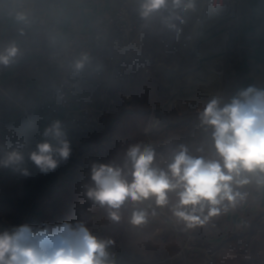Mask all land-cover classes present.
Here are the masks:
<instances>
[{
    "label": "crops",
    "instance_id": "1",
    "mask_svg": "<svg viewBox=\"0 0 264 264\" xmlns=\"http://www.w3.org/2000/svg\"><path fill=\"white\" fill-rule=\"evenodd\" d=\"M124 1L132 7L137 2L33 0L28 2L34 9L33 16L22 14L25 19L21 21L11 0H0V51L13 43L19 50L11 64L0 65V157L5 151L18 148L25 155L22 167L30 174L27 177L12 168L0 167V218L4 219L0 223V232L8 231L10 227L5 224V218L10 216L11 207L20 209V203L24 202L21 191L25 183L41 186L39 198H43L44 192L48 191L49 214L57 219L49 226L67 221L83 222L87 227L90 216L88 205L79 204L77 199L87 197L86 186L90 185L88 171L94 162L100 163L104 150L107 153L112 149L122 154L123 148L127 150L139 144L141 147L151 146L156 154H172L180 145L197 151L207 142L209 146L205 151L209 148L213 150L211 135L203 139L205 131L199 120L201 109L188 107L186 93L181 89L169 91L170 84L164 75L166 66L178 73L197 69L200 73L206 63L205 58L220 56L218 71L223 78L218 94L222 104L249 86L264 89V0L235 2L234 25L220 49L219 46L213 49L205 40L194 38L201 16L200 0H194V8L184 13L183 22H176L179 31L165 27L159 18L150 20L137 39L140 53L130 50L119 55L111 45L95 53L93 61L86 67L89 80L86 94L83 100L80 99L82 101L77 100L73 105L78 116L85 115L97 107L104 94L109 92L114 100V117L109 132L94 135L80 145L71 143L67 161L61 160L55 170L42 173L28 159V153L36 149L31 135L36 133L39 122L51 115L46 109H31L37 88L52 80L46 65L49 50L39 37L37 22L46 19L56 21L59 35L64 38L76 31H91L98 15H110ZM24 7L30 9L27 4ZM187 78L196 79L193 74ZM207 81L213 82L211 79ZM155 106L161 109L154 110ZM155 113L161 116L162 124L159 130L156 129L158 124L148 132V122L154 124ZM64 116L65 111L62 110L55 120L60 121ZM154 140L158 143L156 146ZM11 186H15V195L7 194V188L10 190ZM76 187L81 189L79 196ZM240 191L247 193L246 198L216 216L217 220L220 218L216 221L220 224V231L215 227L213 230L199 228L201 232H197L199 237L193 242L189 254L182 249L185 240L183 232L153 231L151 241L155 236L159 240V236L163 235L161 256L117 260L116 264H204L209 254L215 256L217 264L264 261V224L261 223L264 217V186H257L253 181Z\"/></svg>",
    "mask_w": 264,
    "mask_h": 264
},
{
    "label": "clouds",
    "instance_id": "2",
    "mask_svg": "<svg viewBox=\"0 0 264 264\" xmlns=\"http://www.w3.org/2000/svg\"><path fill=\"white\" fill-rule=\"evenodd\" d=\"M194 6V0H140L139 16L143 20L159 18L165 27L179 31L176 22L182 23L184 13ZM18 19L25 17L21 14ZM18 51L14 43L0 51V65L11 64ZM82 66L76 65L78 69ZM199 120L205 132L211 130L212 158L193 156L187 146L180 145L162 168L156 164L157 154L151 146L132 145L122 164L91 165L87 198L106 209L108 218L118 223L125 203L151 201L166 207L169 194L174 193L172 216L191 229L243 201L247 193L240 189L245 185L255 181L257 186H264V89L249 86L223 104L213 98ZM43 136L47 139L28 153V159L46 174L61 160L67 161L71 147L59 120L45 127ZM24 162L25 155L18 148L0 157V167L28 175L22 167ZM151 214L155 215L154 209ZM148 218L147 208H134L128 222L140 226ZM113 243L93 235L83 222L65 221L42 229L25 224L0 232V264H116L108 250Z\"/></svg>",
    "mask_w": 264,
    "mask_h": 264
},
{
    "label": "rangeland",
    "instance_id": "3",
    "mask_svg": "<svg viewBox=\"0 0 264 264\" xmlns=\"http://www.w3.org/2000/svg\"><path fill=\"white\" fill-rule=\"evenodd\" d=\"M13 1V2H12ZM33 0H11V4L14 5L13 9L15 10V12L18 15H27L28 16H33V12L34 9H32V6L30 7L29 3H32ZM23 2V3H22ZM24 2H29V3H24ZM233 2L237 3V0H233ZM235 3V4H236ZM22 4H27V6L30 7V9L22 6ZM204 0H200V12H201V16L199 21L197 22L196 27L199 29L197 30V34L194 36V38H197L198 41H204L206 39V36L208 35V32L206 30L207 26L209 25L210 20L209 18H211L210 16H207L208 18H205V9H204ZM20 9H24V11L22 10V12L20 13ZM229 19V18H227ZM225 20L219 19L218 23L222 24L224 23ZM48 20V19H46ZM42 21V20H41ZM41 21L37 22V26H40ZM58 24V23H57ZM59 26V25H58ZM214 35L212 34L210 37H213ZM40 37V34H39ZM40 39H42L40 37ZM43 41V40H42ZM49 53V51H48ZM211 60L210 58H205L204 62ZM170 66H166L165 68H168ZM175 69V68H174ZM198 70V69H197ZM197 70H193L190 71L189 73H178V71L175 69V71L177 72V76L175 78H173V80L171 81L170 84V92H175V91H184L185 97L187 99V105L190 108L193 107H197L198 109H201V111H203V108L205 107V105L213 98H219V94L217 92H215L213 90V86L211 85V81L210 83L207 81L208 79L213 80V82H218L219 85H221L222 82V78L223 75L220 74L221 72L215 73L212 76L211 75H204L201 74V72L199 73ZM189 74H193L194 78L196 77L195 80H188L187 76ZM207 78H206V77ZM210 76V77H209ZM198 80V81H197ZM207 81V82H206ZM195 82V83H194ZM46 84H42L41 86H44ZM40 87V86H39ZM38 87V88H39ZM38 88L36 90V93L34 95V100L33 103L31 105V109L33 110H37V109H46L48 111H50V117L43 121V122H39V128L37 129L36 133L34 135H31L32 137H34L35 135L38 136L39 133L43 132L44 128L47 127V125H50L53 121H55V118L57 116L56 112L57 110H55L52 107H42V106H37L35 103V98H36V94L38 91ZM198 93V94H197ZM216 93V94H215ZM108 95L109 98L112 100V104L109 107V119L108 121H106L105 125V129L103 131H101L100 133H96L91 135L88 140L93 137L94 135H101V134H105L107 132H109L108 130L110 129V124L112 121V118L114 117V100L111 97V95L109 94V92H106L103 96V98L101 99L100 104L95 107L94 109H107L108 106L104 104L103 99L105 98V95ZM199 99V100H198ZM83 100V99H82ZM82 100H78V101H82ZM194 100H197L196 105H194ZM199 105V106H197ZM73 109H74V105H73ZM92 109V110H94ZM156 109H161L160 106H155L154 110ZM75 111V109H74ZM84 112V110H81ZM68 112H66L67 115ZM90 113V111L82 116H78L77 115V111H75L73 113V115L79 117H84L87 116ZM65 115V117H66ZM64 117V118H65ZM155 119L157 118L156 123H154L153 127L158 125L156 127L157 130H159L161 124H162V118L161 116H157V114L155 113L154 116ZM62 120V119H61ZM60 120V121H61ZM150 126V122H148V132H150L149 129ZM152 130V129H151ZM149 134V133H148ZM203 139L204 137L206 139H208V135L210 137L211 135V130H209L208 132H203ZM87 140V141H88ZM82 142V143H73V144H83L86 143ZM148 142L150 143V141L148 140ZM33 143L36 146V143L34 141H32V145ZM154 146H156L158 143L156 142V140H154ZM71 144V143H70ZM208 142L203 144V151H193V149H191L190 147L189 149V153L193 156H205L206 158H212L213 154H214V149L210 151V148L207 149V151H205V148H207ZM156 148V147H155ZM114 149V148H113ZM125 150V148H123ZM110 152H107L104 150L103 152V156L101 158L100 163H116V164H122V161L124 159L125 153L127 150H121V152H123L122 154L120 153H116L117 151H114L112 149H109ZM170 156L171 154H163V152H159L157 153L156 156V164L162 168H166L167 164L170 162ZM30 174L27 175V177ZM87 179L90 181L91 184V168L88 171L87 174ZM37 180V179H36ZM26 182V181H25ZM27 182H29L28 178H27ZM41 186L39 184H30V183H25L24 185V189L23 191V195H24V202L20 203V209L17 207V209L15 210V207H11V213L10 216L8 218H5L6 222L5 224L10 225V227L8 228V231H12L14 228L19 227L21 225H29L33 228H44L46 225L49 226L52 222L55 223L57 221V219H53L51 217V215L49 214V200H50V195L47 192H44V197L43 198H39V191H40ZM76 191L77 196L80 195L81 193V189L79 187H76ZM17 193V191L15 190V186H11L10 190L7 188V194H12L15 195ZM86 196V195H85ZM169 198H170V204L166 207H157L154 205L153 202L151 201H145L143 203L140 204H134L132 202H127L125 203L121 209H120V215L122 217L121 221L116 223L111 221L108 218V213L106 211V209L101 208L100 206L94 204L91 200H89L87 197L84 199H80L78 198L77 201L79 204L82 205H88L87 210L90 212V216L89 219L86 222V225L88 227V229L91 231V233L95 236H97L98 238H102V239H111L112 241H114L113 245L108 249L109 252L112 254V257L115 261L117 260H122V261H126L129 258H144V257H153V258H157L159 256H161L163 249L161 246V238H162V234L159 236L161 237L159 240H157V236H155L154 240L151 241V238L153 237L152 232H157V233H161L162 231H167V230H176V231H180L181 233L183 232V236H184V244H183V251H185L186 254H189V252H192V247H193V242L195 240H197V238L199 237V235L197 236V232H201V227H204V230H213L215 227V230L220 231V227H219V222L216 223V221H218L220 218H216V216L212 217L207 223H205L203 226L198 225L194 228H187L182 222H177L175 220V218L172 216L171 213V206L172 204L175 203L176 201V197L174 193H170L169 194ZM10 208V207H9ZM134 208H147L149 211V218H148V222L146 224L140 225V226H132L128 220L129 217L131 216V213L133 211ZM14 209V211L12 210ZM153 209L155 210V215H152V211ZM46 213V214H45ZM45 214V216H44ZM4 222L3 218H0V223ZM59 223V220H58ZM4 225V223H3ZM200 228V229H199ZM120 229H122V232H120ZM196 232V233H195ZM179 233V232H178ZM131 237V238H129ZM158 237V238H159Z\"/></svg>",
    "mask_w": 264,
    "mask_h": 264
},
{
    "label": "built area",
    "instance_id": "4",
    "mask_svg": "<svg viewBox=\"0 0 264 264\" xmlns=\"http://www.w3.org/2000/svg\"><path fill=\"white\" fill-rule=\"evenodd\" d=\"M204 3L205 18H208L207 15L224 20L235 14L236 4L233 0H204ZM139 4L140 0H137L135 7H132L124 1L110 15H98L91 31H76L64 38L59 35V26L56 21L43 20L40 23L39 34L49 50L46 65L52 74V80L49 84L38 88L35 103L37 106L54 108L57 110L56 114L62 110L65 111V115L68 112L61 122L70 143L85 142L91 135L100 133L106 127L109 107L112 104L107 94L103 101L108 108L91 110L84 117L78 118L73 115L75 112L73 104L83 99L86 94L89 83L86 67L93 61L95 53L100 48L111 45L119 55H124L130 50L140 53L141 47L137 44V39L145 31L150 20L141 19ZM22 10L24 11L20 9V12ZM78 63L83 65L79 69L76 67ZM164 75L167 82L171 84L178 74L175 70L166 68ZM157 121L159 120L155 119L154 123ZM153 125L150 124V131ZM31 139L37 145L47 138L41 132ZM261 223L264 224V217ZM204 264H217L215 256L209 254ZM247 264H264V261H251Z\"/></svg>",
    "mask_w": 264,
    "mask_h": 264
},
{
    "label": "bare ground",
    "instance_id": "5",
    "mask_svg": "<svg viewBox=\"0 0 264 264\" xmlns=\"http://www.w3.org/2000/svg\"><path fill=\"white\" fill-rule=\"evenodd\" d=\"M209 19H211L210 20L211 23H209V25L206 28L208 35L206 36L205 41L208 42L209 47L215 49L219 46L218 49H220V46L223 43L224 39L227 38V36H228V32H229L230 28L234 25V18L232 16L222 24L218 23L219 19H217L216 17L215 18L211 17ZM212 34L214 35L213 38L210 37ZM220 61H221V57L219 56V58L215 57V59H211L210 62H206L203 69L200 71L201 74H204L206 76L207 75L212 76L213 74L218 73L219 72L218 66L220 64ZM170 75L173 76L172 73H170ZM208 80H210V79H208ZM211 85L213 86V90L215 92L219 91L220 85L218 84V82H214V83L211 82Z\"/></svg>",
    "mask_w": 264,
    "mask_h": 264
}]
</instances>
